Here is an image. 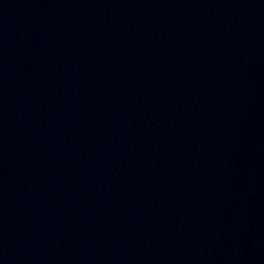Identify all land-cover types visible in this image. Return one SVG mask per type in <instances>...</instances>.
<instances>
[{
  "label": "water",
  "instance_id": "obj_1",
  "mask_svg": "<svg viewBox=\"0 0 264 264\" xmlns=\"http://www.w3.org/2000/svg\"><path fill=\"white\" fill-rule=\"evenodd\" d=\"M0 264H264V208L138 241L47 251H0Z\"/></svg>",
  "mask_w": 264,
  "mask_h": 264
}]
</instances>
